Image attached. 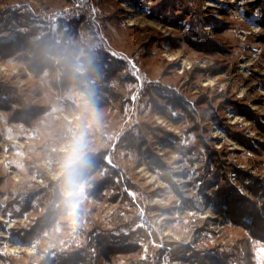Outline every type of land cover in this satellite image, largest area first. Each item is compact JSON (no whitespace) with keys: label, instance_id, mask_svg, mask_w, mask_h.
<instances>
[{"label":"rangeland","instance_id":"1","mask_svg":"<svg viewBox=\"0 0 264 264\" xmlns=\"http://www.w3.org/2000/svg\"><path fill=\"white\" fill-rule=\"evenodd\" d=\"M262 24L264 0H0V264L238 255L247 231L202 189L224 186L223 170L244 194L236 170L264 177V156L230 136L264 142ZM100 52L112 66L88 80L83 58ZM77 125L93 168L70 216L54 161ZM250 247L264 264V243Z\"/></svg>","mask_w":264,"mask_h":264},{"label":"trees","instance_id":"2","mask_svg":"<svg viewBox=\"0 0 264 264\" xmlns=\"http://www.w3.org/2000/svg\"><path fill=\"white\" fill-rule=\"evenodd\" d=\"M251 6L253 4H250ZM261 27H264V24L261 25ZM40 28H35L32 33H30V36L37 35L39 32ZM37 31V32H36ZM44 36H41L44 41L46 38H43ZM27 38V37H26ZM20 39L18 40V43L22 45H27L28 43V38L26 39ZM49 38V37H48ZM18 43H12L13 44H18ZM37 45L36 43H34ZM39 44V42H38ZM28 47V46H27ZM39 53L43 54L44 52L36 50V55L35 57L39 56ZM68 54V53H67ZM55 54H53L54 56ZM57 56V54H56ZM33 58H30L29 63H34L32 62ZM38 61V58H36ZM83 64L85 65L87 69V74L85 76L88 77H93L95 74L94 71L98 70L99 68L102 69L103 67H109L112 66V63L108 61V57L106 54L100 52L98 54H88L86 58H83ZM63 64H66V61L62 62ZM64 66V65H63ZM67 72L64 78H70L72 75H69V70L71 66H67ZM93 71V72H92ZM72 74V71H70ZM92 72V73H91ZM65 73V71H64ZM77 76H82L78 75ZM75 76V78H78ZM87 82L84 83V88L80 89L81 92H84L87 94L88 97H90L91 100H94L93 95L90 93L95 92L90 89L92 87L90 84L88 85ZM101 82H98L100 84ZM248 119L251 121L257 119L253 118L255 117L253 115V112H250L249 114H245ZM256 123V122H255ZM257 128L259 131H263L264 135V126L261 124L257 125ZM233 140L238 142L240 145L243 147H246L250 149L253 153L259 154L260 156H264V142H259L258 147L255 148L253 143H251V139L246 137L243 134H236L232 135L230 134ZM223 152L220 153V155H215L217 158L215 162H218L220 160V157L222 156ZM208 156H211V153L208 152ZM227 175H225V185L221 186L218 190L213 191V192H208L209 188H203L202 193L204 197L208 200V202L213 203L214 206V212L220 216V217H226L227 220L234 225L235 227H242L245 229L249 235V238H244L241 241V248L240 252H238V255H230L231 253L228 252H222L220 253L221 255L219 257H214V256H208L209 253H204L203 252V257H201L199 254L202 255V253H199L197 251H194L197 255V260L201 261L204 260V263H213V264H255V261L252 260V252H251V247H250V241H256L260 243H264V217L262 216V213H264V177L262 178L261 176H256L253 175L251 172L249 173H244L241 170H236V173L238 175V181L240 182L241 187L244 188V191L246 194H244L238 187L234 186L229 180H228V172L226 170H223ZM219 174H214L213 177L210 179H216L219 181L220 179ZM210 182H208L209 184ZM217 183V182H216ZM247 219H250L248 222ZM214 222H218L217 219L214 220ZM248 222V223H247ZM109 246V242H108ZM107 247L104 246V250H107ZM109 252V251H108ZM202 252V251H201ZM220 252V251H219ZM196 256H194L195 258ZM65 257L63 256H56V258L53 259H48L47 264H60L65 261ZM58 260V262H57ZM73 263H78V264H92L91 261L89 260L87 255H84L83 258L78 257V254L76 257H73L72 260ZM63 264H68V262L63 263Z\"/></svg>","mask_w":264,"mask_h":264},{"label":"clouds","instance_id":"3","mask_svg":"<svg viewBox=\"0 0 264 264\" xmlns=\"http://www.w3.org/2000/svg\"><path fill=\"white\" fill-rule=\"evenodd\" d=\"M85 100L91 106V99L87 94ZM54 162L60 199L65 211L71 216L76 211L80 192L87 184L93 168L88 132L83 126L69 128Z\"/></svg>","mask_w":264,"mask_h":264},{"label":"built area","instance_id":"4","mask_svg":"<svg viewBox=\"0 0 264 264\" xmlns=\"http://www.w3.org/2000/svg\"><path fill=\"white\" fill-rule=\"evenodd\" d=\"M261 250V251H260ZM260 253H262V249H259Z\"/></svg>","mask_w":264,"mask_h":264}]
</instances>
